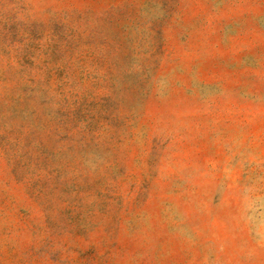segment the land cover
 Returning a JSON list of instances; mask_svg holds the SVG:
<instances>
[{"label": "rangeland", "instance_id": "374dc122", "mask_svg": "<svg viewBox=\"0 0 264 264\" xmlns=\"http://www.w3.org/2000/svg\"><path fill=\"white\" fill-rule=\"evenodd\" d=\"M0 264H264V0H0Z\"/></svg>", "mask_w": 264, "mask_h": 264}]
</instances>
